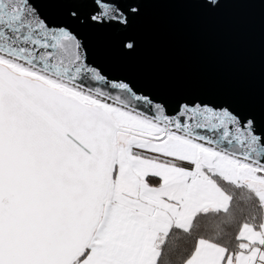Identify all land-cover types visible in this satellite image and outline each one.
I'll list each match as a JSON object with an SVG mask.
<instances>
[{
	"label": "snow or ice",
	"instance_id": "obj_1",
	"mask_svg": "<svg viewBox=\"0 0 264 264\" xmlns=\"http://www.w3.org/2000/svg\"><path fill=\"white\" fill-rule=\"evenodd\" d=\"M140 9L0 0V264H264V99L109 75L79 29Z\"/></svg>",
	"mask_w": 264,
	"mask_h": 264
},
{
	"label": "water",
	"instance_id": "obj_2",
	"mask_svg": "<svg viewBox=\"0 0 264 264\" xmlns=\"http://www.w3.org/2000/svg\"><path fill=\"white\" fill-rule=\"evenodd\" d=\"M133 2L141 9L126 29H79L109 75L211 100L264 99V0Z\"/></svg>",
	"mask_w": 264,
	"mask_h": 264
}]
</instances>
